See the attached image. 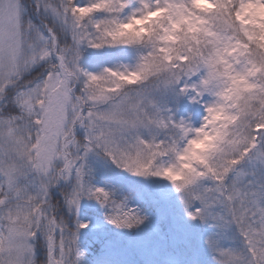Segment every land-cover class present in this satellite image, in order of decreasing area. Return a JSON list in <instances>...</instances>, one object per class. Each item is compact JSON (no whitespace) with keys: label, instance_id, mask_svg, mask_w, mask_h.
<instances>
[{"label":"snow or ice","instance_id":"6c2138e0","mask_svg":"<svg viewBox=\"0 0 264 264\" xmlns=\"http://www.w3.org/2000/svg\"><path fill=\"white\" fill-rule=\"evenodd\" d=\"M69 4L81 11L74 15ZM117 4L119 10L138 5L132 16L150 12L155 19L160 15L155 10L157 0H89L82 6L76 0L59 5L36 0L38 13L52 17L71 33L73 46L62 47L57 29L51 24L44 25L42 31L25 20L22 0H0V264H39L38 241L45 251L46 264H83L78 232L88 225L77 221L76 231H70L50 203L51 189L61 182L74 181L71 192L62 193L70 211L78 213L83 199H95L111 209L108 222L118 228L131 229L144 222L136 209L117 203L108 191L87 182L84 161L97 149L132 175H163L171 180L189 218L215 229L205 240L214 264H237L236 247L225 243L231 239L233 228L240 241L246 243L247 256L256 264L264 249V101L248 99L243 123L230 138H222L217 151L204 162L203 171L195 172L184 183H177L181 176L170 175V170L152 173L153 161L165 154L162 145L140 136L131 143L129 132L151 125L166 128L167 121L157 118L160 110L153 92L172 89L197 71L201 63L213 65L202 43L183 45L179 38L169 42L162 35L146 33L126 43L152 46L155 58L142 55L131 69L133 73H144L143 83L151 82V87L137 88L140 81L126 75L127 67L124 72L105 69L99 75L83 71L78 46L96 43L83 21L99 12L117 11ZM85 7L89 11L84 12ZM209 23L216 27L215 21ZM247 47L245 58L238 59L245 76L255 82L260 75L256 69L261 68V50H253L251 44ZM186 56L189 59L181 63ZM49 59L54 61V71L49 69L31 83H22L26 73ZM81 76L86 79V89H99L101 81L112 77L117 94L105 95L98 90L92 97L77 96L73 85ZM116 79L122 83H115ZM126 87L137 90L127 93L123 91ZM105 102L111 107L97 111L96 104ZM9 108H14L15 114L8 112ZM174 126L183 130L182 123ZM78 130L84 133L83 143L77 137ZM170 150L176 151L175 146ZM145 153L151 157L147 163L142 158Z\"/></svg>","mask_w":264,"mask_h":264},{"label":"clouds","instance_id":"9594fccd","mask_svg":"<svg viewBox=\"0 0 264 264\" xmlns=\"http://www.w3.org/2000/svg\"><path fill=\"white\" fill-rule=\"evenodd\" d=\"M51 3L59 5L67 3V0H51ZM157 3L159 6L155 10L160 15L155 19L151 18L150 12L132 16V11L138 7L135 4L125 9L128 11L119 10L117 4L115 5L117 11L99 12L106 14L102 18H98L97 13L86 18L83 23L96 43L90 47L87 42H83L78 46V50L81 55V51L85 48L101 50L138 46L139 51L134 65L119 64L110 68L105 67L98 73H89L99 75L105 69L124 72L127 67L129 71L126 75L134 80L139 79L137 88H140L151 87V82L144 84L145 74L133 73L131 69L136 67L142 55L155 58L154 50L148 44L129 45L126 43L128 39L135 38L138 34L155 33L158 36L162 35L169 42L173 38H179L183 45L189 43L205 45L212 67L201 63L197 71L172 89L166 92H153V100L160 110L157 118L167 121L168 126L157 128L151 125L131 130L128 134V141L131 143H135L136 137L140 136L150 143L161 144V151L165 154L153 161L150 171L155 173L158 169L162 172L170 170V175L181 176L182 179L177 183H184L195 172L204 170V162L217 151L222 138H230V134L236 131L240 123H243L241 117L248 99L256 98L264 101V71H261V68H264V0H163V3L157 0ZM69 7H73L74 15L81 11L72 4H69ZM83 11L87 12L89 9L85 7ZM46 19L50 20V24L57 29L59 37L65 38L61 46H73L71 33L57 24L52 17ZM210 21H215L216 27H212ZM47 25L49 24H45ZM249 44L253 46V50H261L258 57L261 68L256 69L260 75L255 82L245 76L241 59H238V57L245 58L244 54L248 51ZM159 51L162 53L163 49ZM188 51L191 52V48ZM175 58L173 56V59ZM186 59L189 57L181 59V63H184ZM192 62L196 63L195 60ZM53 64L52 59L42 64L44 72L49 69L54 71ZM28 74L26 73L25 76ZM48 74L51 75V72ZM44 78L47 79V76ZM35 79H25L22 83L27 85ZM205 81H207L206 84ZM86 83V79L81 76L73 85L76 89L74 94L92 97L98 90H103L105 95L117 94L112 77L101 81L99 89L96 86L86 89ZM115 83L119 84L122 81L116 79ZM137 88L126 87L123 91L133 93ZM168 93L184 100L190 108L200 109L199 119H194L191 111L185 115H179L174 108L156 100L157 95ZM110 107L111 103L107 102L96 104L97 111H107ZM181 123L183 130L174 126ZM81 142L83 143V139ZM173 145L176 151L170 150ZM96 151L103 152L100 149ZM142 158L147 163L151 157L145 153ZM118 168L125 170L123 167ZM155 177H160L172 185L171 180L163 175ZM246 247V243L242 241L240 246L236 247L237 264H253L246 254ZM39 264H46V260H39ZM256 264H264V249L260 250Z\"/></svg>","mask_w":264,"mask_h":264},{"label":"rangeland","instance_id":"374dc122","mask_svg":"<svg viewBox=\"0 0 264 264\" xmlns=\"http://www.w3.org/2000/svg\"><path fill=\"white\" fill-rule=\"evenodd\" d=\"M31 1L36 4V0ZM76 3L82 6L89 3V0H76ZM104 15L96 14L98 18ZM35 17L40 23L37 27L45 30L44 25L48 23L43 21V16L36 11ZM60 42L63 44L65 38L60 37ZM138 51V46L101 50L85 48L81 51L79 65L82 70L93 73L119 64L134 65ZM38 69L44 72V66L40 65L25 79H32L31 76ZM156 100L174 108L179 115L191 111L194 119L200 117V109L190 108L184 100L171 93L159 94ZM15 111L14 108L8 109L11 114H15ZM83 136V131L78 130L77 137L83 139ZM84 163L88 172L87 182L93 188H103L117 203L124 202L128 207L136 209L144 221L131 229L118 228L108 222L107 217L111 214L109 208L102 207L95 199H83L78 213L70 211L63 194L71 192L74 181L61 182L52 188L49 199L54 214H60L64 204L66 216L62 220L69 230L76 231L77 221L88 225L78 232V245L83 253L84 264H214L213 253L205 240L215 229L210 224L189 218L180 196L168 181L159 180L155 176H133L116 167L101 151L89 153ZM229 236L231 239L226 240V244L240 246V238L234 228ZM96 243L97 252L88 254V249Z\"/></svg>","mask_w":264,"mask_h":264},{"label":"trees","instance_id":"16d2710c","mask_svg":"<svg viewBox=\"0 0 264 264\" xmlns=\"http://www.w3.org/2000/svg\"><path fill=\"white\" fill-rule=\"evenodd\" d=\"M23 1H24V3H23L24 7L27 10V13L25 14V20L26 21L30 20L34 25L39 27L40 26L39 20L37 19V17H35V12H36L35 5L32 3L31 0H23ZM43 21L47 22L49 25L51 23L50 20H48L44 17H43ZM41 70L42 69L36 70V72L31 76L32 79L35 78V76H37V74H41L42 73ZM157 179L161 180L162 178L157 177ZM60 210H61V212H60V214L57 215V218L58 219H64L66 216V214H65L66 209H65L64 204H62ZM62 213H64V215H62ZM60 215H62V216H60ZM40 243L41 242H39V241L37 242V259L38 260H44L46 258L45 257V251L42 247H40ZM97 247H98L97 243L94 245L92 244L90 249H88V254H91V255L95 254V252H97V251H95Z\"/></svg>","mask_w":264,"mask_h":264}]
</instances>
